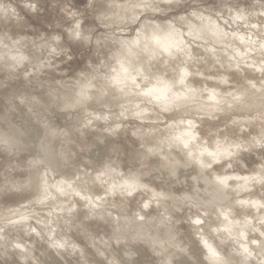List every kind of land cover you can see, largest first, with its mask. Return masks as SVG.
I'll use <instances>...</instances> for the list:
<instances>
[{
    "label": "clouds",
    "instance_id": "1",
    "mask_svg": "<svg viewBox=\"0 0 264 264\" xmlns=\"http://www.w3.org/2000/svg\"><path fill=\"white\" fill-rule=\"evenodd\" d=\"M0 264H264V0H0Z\"/></svg>",
    "mask_w": 264,
    "mask_h": 264
}]
</instances>
